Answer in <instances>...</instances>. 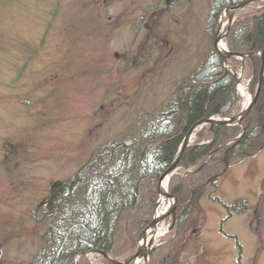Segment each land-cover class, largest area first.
I'll return each mask as SVG.
<instances>
[{"label": "rangeland", "instance_id": "rangeland-1", "mask_svg": "<svg viewBox=\"0 0 264 264\" xmlns=\"http://www.w3.org/2000/svg\"><path fill=\"white\" fill-rule=\"evenodd\" d=\"M263 14L264 0L246 6L234 13L226 33L225 9L209 21L210 0H0V264H32L39 253L45 258L52 237L45 211L53 208L54 186L78 173L97 148L126 140L143 117L157 116L212 53L220 56L214 46L219 33H226L225 49L234 52V23ZM221 61L222 72L236 80L230 117L248 107L241 85L252 102L262 58ZM263 88L264 82L261 93ZM242 130L223 147L234 145ZM213 131L209 124L199 127L188 145L213 140ZM255 134L240 149L243 156L232 158L217 177V187L203 188L187 207L189 218L179 228L170 231L171 216L159 223L166 233L154 242L149 264H264V123ZM213 153L203 165L179 167L171 176L186 194L193 197L194 176ZM210 193L219 202L209 200ZM156 194L146 227L158 211L157 184ZM221 202L232 207L225 222L229 211ZM126 219L116 233L114 256L120 261L135 253L146 228L134 237ZM63 254L57 250L50 257L62 260ZM89 258L91 264L108 262L100 254ZM74 261L88 264L80 254Z\"/></svg>", "mask_w": 264, "mask_h": 264}, {"label": "trees", "instance_id": "trees-1", "mask_svg": "<svg viewBox=\"0 0 264 264\" xmlns=\"http://www.w3.org/2000/svg\"><path fill=\"white\" fill-rule=\"evenodd\" d=\"M242 1L210 0L209 21H216L222 9ZM231 34L233 39L229 48L234 52L263 49L264 14L236 21ZM210 61L173 98L163 102L157 116L143 117L145 121L141 126L137 125L139 131L126 140L100 146L78 173L54 186L50 193L53 208L51 212L48 208L45 211L52 218L48 224L51 225L52 237L49 238L45 258L41 259L39 253L32 264H75L76 255L90 250H99L117 259L114 256L115 242L121 220L127 218L130 221L127 232L134 237L146 227L157 201L158 177L171 165L184 134L204 117L226 116L235 102V77L230 72H222V61L217 53H212ZM254 110V115L251 113L243 120L247 127L243 139L234 145L216 149L234 138L240 128L216 126L212 132L213 140L186 148L179 162V167L185 169L202 164L208 154L215 153L200 174L194 176L193 197L185 193L179 180L173 177L170 181V192L180 203L188 200L190 203L180 211L178 228L184 219L189 218L190 214H185L187 207L201 198L203 188H216L217 177L227 170L230 160L238 157L243 146L252 143L257 126L264 123V92ZM206 196L218 200L211 193ZM221 205L229 211L227 216L232 217V207L225 202ZM57 250L66 257L62 260L58 259L59 255L50 257Z\"/></svg>", "mask_w": 264, "mask_h": 264}, {"label": "water", "instance_id": "water-1", "mask_svg": "<svg viewBox=\"0 0 264 264\" xmlns=\"http://www.w3.org/2000/svg\"><path fill=\"white\" fill-rule=\"evenodd\" d=\"M263 0H244L243 2L237 4L236 6H231V7H227L225 9V12L227 14L228 20H227V24L224 27V31L227 33L234 21V18L232 16H234V13H236L237 11L245 8L248 5H251L253 3H257ZM226 33H219L215 39L214 42V46L216 48V50L220 53L221 59L223 60V62L225 63L227 61L228 58H232V57H238V58H242L243 60L248 58L253 59L252 57L255 55H260V57L262 58V65L260 67V72H259V79H258V84L257 87L255 88V97L254 99H252L253 101L251 102V104L249 105V107L246 110H242L239 114L234 115V116H230L227 117L225 119H217L214 117H205L203 119H201L200 121H197L196 123H194V125L188 130V132L186 133L185 137L183 138V141L181 142L178 151L176 153V155H174V159L171 162V165L168 166V168L162 173L161 177H158V183H157V190L161 196V198H159L160 200L158 201L157 205L159 206L161 203V199H170V201H172L171 205L169 208H167V210L163 213V215H157L155 214L154 218L152 219V222L144 229L142 230L139 239H138V244H137V248L136 251H134L135 253L126 258L124 261H118L116 259L111 258L108 254H104V252L101 253V251L99 250H91V251H87L84 252L83 255H85L87 257L88 260V264H91L90 260H89V255L96 253V254H100L103 255L110 264H138V262L143 261L144 264H149V257L151 254V250H152V245H153V240L155 235H152L149 237V232L150 230H155L158 227V224L164 220L165 218H167L168 216H171L172 222H171V226L170 229L174 228L175 222H176V210L177 208L181 207L182 205L179 203L178 198H176V196L174 194H170L166 188H164V183L166 180H169L171 178L172 175L175 174L179 162L182 158L183 153L185 152L186 148L189 146V142L192 138V136L194 135L193 133H195L199 127L204 126L205 124H209L211 125V128H213L214 126H230L232 124H236V125H241L243 130H242V134L233 139L232 141L235 140H240L241 138H243L244 136V131H245V126L242 124V120L249 114L250 110L252 109L254 103L258 100L260 93H261V88L263 86V82H264V60H263V53L264 51H259L256 53H234V52H229L226 49H220V43L222 42V40L226 37ZM227 144L229 142H226ZM226 145V144H224ZM209 155L206 158V161L208 160ZM206 161L204 162V164L206 163ZM203 165V164H202ZM189 174V173H188ZM187 174L182 175L183 177H185Z\"/></svg>", "mask_w": 264, "mask_h": 264}, {"label": "bare ground", "instance_id": "bare-ground-1", "mask_svg": "<svg viewBox=\"0 0 264 264\" xmlns=\"http://www.w3.org/2000/svg\"><path fill=\"white\" fill-rule=\"evenodd\" d=\"M220 49H225V44L222 42L220 43ZM245 86L244 85H241L238 90H239V93H240V96L243 97V100H244V106H247L250 102H251V96L250 94L248 93L247 90H245ZM245 108V107H244ZM165 186H166V183H165ZM167 204H168V201L166 202L164 199H161V205L158 207V211L157 213H161L162 210L164 211L165 208H167ZM165 228H160V230H158V236H164V233H166V230H164ZM155 232V231H154ZM152 233L149 232V235H151ZM140 264V263H138Z\"/></svg>", "mask_w": 264, "mask_h": 264}]
</instances>
